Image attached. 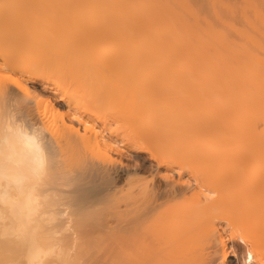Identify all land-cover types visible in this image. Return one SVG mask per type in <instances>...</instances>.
<instances>
[{
    "label": "bare ground",
    "instance_id": "obj_1",
    "mask_svg": "<svg viewBox=\"0 0 264 264\" xmlns=\"http://www.w3.org/2000/svg\"><path fill=\"white\" fill-rule=\"evenodd\" d=\"M155 85V93L139 89ZM212 92L198 107L186 105L190 93ZM199 114L214 117L224 144L244 152L251 184L247 204L241 199L261 220L264 0H0V130L31 133L42 149L39 166H0V264H63L52 238L69 227V203L100 175L138 198L134 207L126 202L123 230L138 239L128 256L151 262L172 223L164 205L186 200L197 183L175 178L177 170L162 162L126 164L124 156L140 157L143 118L175 133L177 119ZM114 157L124 169L111 164ZM153 167L165 172V185L147 177ZM207 191L195 195L202 210L215 204ZM195 230L193 238L209 242L208 264L221 251L226 261L222 229L209 214Z\"/></svg>",
    "mask_w": 264,
    "mask_h": 264
},
{
    "label": "rangeland",
    "instance_id": "obj_2",
    "mask_svg": "<svg viewBox=\"0 0 264 264\" xmlns=\"http://www.w3.org/2000/svg\"><path fill=\"white\" fill-rule=\"evenodd\" d=\"M159 88L160 86L156 85L139 87L143 91H148L147 94L149 92L155 93ZM147 94L146 99L148 98ZM213 97V92L203 95L190 93L185 102L188 106L198 107L200 98L209 100ZM209 104L211 110L216 109V100ZM103 114L105 115V113H101V115ZM199 115L189 120L183 117L177 119L173 127L175 133L167 132L168 130L165 129L160 130L151 118H143L139 130V143L143 146V151L139 152L140 157H137L136 160L135 157L124 156L126 164L134 161L139 163L145 160L148 165L153 163L156 168V165L162 162L177 170L173 174L175 178L178 179L181 174L183 179H193L197 183L193 192L188 194L189 198L178 200L179 202L173 200V202L170 201L164 205L169 210L172 223L166 229L168 232L165 230L162 233L165 236L161 234L162 236L159 238L163 249L148 264H205V261L206 264L208 261L210 263L212 258L210 259L209 256L211 254L206 250L209 242L205 239L200 242L201 239L198 236H196L197 240L191 234L194 233L195 227L198 229L203 226V219L208 214L220 230L222 229L221 232L226 243L225 250L229 251L226 261L223 259V252L221 251L220 257L222 259L219 258L218 260L219 263L222 260L220 264H228L229 259L233 257L238 260V264H264V215L261 216V220H256L251 213L249 215L248 209H246L247 205L244 207L245 204L242 200L244 195L248 194L247 189L251 184L248 181L249 185L245 182L247 164L244 152L241 148H234L236 146H232L233 144L228 146L224 144L221 137L216 134L214 117L212 119L210 114ZM125 136L128 141L131 140L129 133ZM113 160L115 161H112L111 164L116 165L117 160L118 165L116 166L121 169L126 166L116 157ZM223 163H225L226 169H229L228 172L224 170L225 167H220L221 164L224 165ZM119 164L123 166L121 167ZM154 167L146 173L147 177L154 180V176H156L157 180H155L165 185V172L158 171ZM222 168L224 172H221V175L228 173L225 180L223 178L225 175L223 174L221 177L219 174L220 171H223ZM112 177L109 175L101 177L100 175L94 182L84 185L83 190L78 194L79 197L74 199L78 205L71 201L68 206L74 208L67 206V213L71 218V220L69 219V227L64 228L65 230L60 229L59 236L52 238L54 243L62 247L60 260L62 259L63 264H70V262L71 264H142L139 257L128 256V252L136 250L135 242L138 239L135 240L134 236L128 238L126 231L123 230L126 202L132 201L134 207L138 198L135 194L128 198V195L124 194L125 192L120 191L121 183ZM211 189L215 190L212 191ZM202 190L205 191L202 192ZM206 190H208L207 192L211 191L209 193L212 194L215 204L211 209L202 210L197 204L199 201L195 195L198 193L207 194ZM223 191L225 195L221 196ZM246 198L244 197V201L247 204ZM192 228H194L193 232H190L189 229L192 231ZM190 234L192 235L191 238ZM129 240L134 243L132 241L129 243ZM203 242L206 244L204 248L201 247ZM131 243L133 245H130ZM199 247H201V251ZM192 249L196 253L192 252ZM204 249L205 253L203 254ZM206 252L207 255L210 254L208 260H205ZM233 253L236 256H233ZM250 254L254 256L251 261L249 259ZM201 258L204 260L202 261ZM218 261L217 264H219Z\"/></svg>",
    "mask_w": 264,
    "mask_h": 264
},
{
    "label": "clouds",
    "instance_id": "obj_3",
    "mask_svg": "<svg viewBox=\"0 0 264 264\" xmlns=\"http://www.w3.org/2000/svg\"><path fill=\"white\" fill-rule=\"evenodd\" d=\"M42 149L31 133H21L14 126L0 130V166L41 165Z\"/></svg>",
    "mask_w": 264,
    "mask_h": 264
}]
</instances>
